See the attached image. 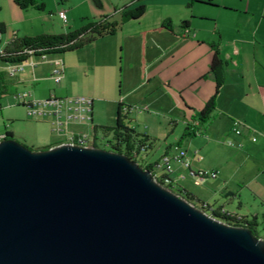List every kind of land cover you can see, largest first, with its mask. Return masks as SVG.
<instances>
[{
	"label": "water",
	"instance_id": "95a60500",
	"mask_svg": "<svg viewBox=\"0 0 264 264\" xmlns=\"http://www.w3.org/2000/svg\"><path fill=\"white\" fill-rule=\"evenodd\" d=\"M0 264H264V240L99 147L0 141Z\"/></svg>",
	"mask_w": 264,
	"mask_h": 264
},
{
	"label": "crops",
	"instance_id": "0c3cea01",
	"mask_svg": "<svg viewBox=\"0 0 264 264\" xmlns=\"http://www.w3.org/2000/svg\"><path fill=\"white\" fill-rule=\"evenodd\" d=\"M44 2L47 5V2ZM14 4L13 0H0V23L4 25L5 34L7 25H11V29L13 30L10 40L4 42L2 36L5 34L1 36V48H5L15 37H35L42 34H56L49 29V26H47L44 21L45 19H43L45 10L37 11L33 8L20 10V8ZM139 5L146 6L142 17L123 23L115 35L100 38L93 43L95 44L104 39L111 41L114 37L120 35L122 39V49H129L130 52L134 50L136 53L138 49V59L130 60L127 59V56H123L122 58L123 61H126L128 64L127 69L129 73L131 74V71H134L135 74L137 73L138 77V81L134 83L129 75L130 77L126 84L128 87L126 95L130 97L131 95L139 94L142 97L140 100L141 103H146L143 110L146 112L150 110L151 112L153 109V116H157L161 120H164L167 126L172 125L177 127L178 124L174 121L177 116V118L181 119L183 122L184 129L188 124H195V122H193V117L203 109L205 103L215 92L216 83L210 70L213 57L217 53L218 58L224 63V84L220 89V94L216 101V109L212 115L213 119L206 126L203 134L198 137H205L207 131L216 124L220 122L226 123L227 129L223 130V133L217 135L219 136L220 142L214 145V143L207 140V144L205 145L208 146L210 144L212 150H220V154L222 155L217 162L208 164L207 167H204L200 164V161L204 159L201 155L203 152L202 148H198L196 154H190V150L188 149V144L195 140L196 137L186 139L184 143L181 144L180 148L187 152L189 166L186 165L187 163L180 164V162H175L178 163V166L175 167L172 162V172L169 173V176L179 187L186 188V190L193 193L197 198L208 203L209 206L223 207L224 211L235 214L238 217H247L248 219L256 218L258 232L260 236L261 234L264 235V160L259 163L254 176L248 178L246 180L247 182L242 179V186H239L240 189L227 191L228 189L225 181L227 175L226 168L238 157L239 153L243 152V150L247 149L248 152L246 153L249 157L259 154L264 156V142H260L255 146V144L252 143L257 144V142L252 141L254 137L251 138V134L254 131L264 132V80L262 81L255 74L257 67H260L258 59L254 57L252 63L249 61L248 57H243V47L237 41L225 39L216 27H214L210 33L207 32L204 36L200 35L201 31L198 30V26L194 25L195 23L192 21V19L199 17L195 10L197 7H215V9H219L220 7L216 6L214 0H131L129 4H123V6L119 8H117L119 6L117 5V7L114 8L113 14L108 17L112 21H120V10L122 8H135ZM168 6H184L186 10H191L189 11V15H191L192 18L188 19L187 16L185 20L182 19L184 22L189 21L186 29L181 27L180 24L182 21L177 26L174 25V22L171 20L172 18L169 17V14L166 12ZM4 8L8 9L11 13L9 19L6 21L2 18ZM61 10L65 9H58V12ZM72 10L73 7L66 12L68 20V15ZM224 11L231 12L228 7H225ZM200 18L202 19L205 17ZM168 19L172 23V32L161 29L162 24ZM68 24L69 21H67L65 25ZM69 27L70 26H68L66 32L62 33L65 34L71 31ZM185 31L188 32L187 35H185ZM211 45H213L214 48ZM124 51L125 50H123V52ZM49 57L46 56V59ZM54 58H58V56L49 58V61L45 63V68H43L44 63L33 61L32 58H30L25 63L30 67V75L25 76L20 72L14 76L17 77L16 82L18 85L27 89L28 92L26 93H29L32 99H44L51 94H56L53 89H49L48 87L44 93V89L39 87L42 82H45L46 85V80H52L50 65ZM62 60L64 63L65 78L67 68L65 59L62 58ZM32 63L35 64L34 68L31 67ZM13 65L15 64L5 63L3 66L0 65V75L2 76L0 79V94L2 93L1 88H6V85H3L2 79L6 75L10 76L8 74V69ZM4 93L8 94L9 92L5 90ZM94 93H96V91H94ZM18 96L19 95L14 96L16 101ZM92 100L94 111L95 101L94 99ZM0 104L1 115L3 114V109L6 107L19 105L18 102H14L13 104L9 103L7 106H3L1 98ZM123 104L135 105L133 103ZM157 104L160 106H157ZM131 112L129 113V118H131ZM234 121L241 124L242 131L240 135H236L231 131ZM50 125L49 134L41 137L25 138L23 139V144L28 147L30 146L35 151L48 150L57 146L59 144L57 137L60 134H55ZM152 129L155 130V127ZM142 134H147L155 138L151 133ZM179 140L180 139L172 143H165L162 147L160 157L157 160L164 155L170 154ZM229 142H232L233 145L229 146ZM149 158L148 155L143 159L144 165L153 163ZM188 171H194L195 173H216L217 175L215 178L205 176L203 180L209 178L221 180L224 185L221 187L223 192H221L220 195L227 200L228 203H226V201L219 205L216 203L211 204L207 199L189 190L188 187L182 184V181L186 178L185 174H187ZM158 172L161 173L162 170L159 169L157 170V174ZM244 192L248 193L251 202L255 205L253 208L250 207L249 213L243 211L242 207L244 205L242 202L239 203L234 210H227L225 208V206L233 205L234 200L240 202Z\"/></svg>",
	"mask_w": 264,
	"mask_h": 264
},
{
	"label": "rangeland",
	"instance_id": "374dc122",
	"mask_svg": "<svg viewBox=\"0 0 264 264\" xmlns=\"http://www.w3.org/2000/svg\"><path fill=\"white\" fill-rule=\"evenodd\" d=\"M47 2L45 6L44 18L45 23L49 26V29L53 33L60 34L66 32L69 28L75 30L81 26L86 25L89 22L99 21L102 16H111L114 8L123 6V4H129L131 0H100L103 7L98 9L93 0H43ZM216 6L220 7H197L195 12L198 14V18L192 19L198 26V30L201 31L200 35L204 36L207 32L216 27L220 34L229 41H237L243 47V57H248L249 61L253 63L254 57L258 59L260 67H257L255 74L262 81L264 80V0H214ZM12 2V1H11ZM73 7L69 16V24L64 25L63 20L59 19L58 9L64 8L65 13L67 10ZM225 7H228L231 12L224 11ZM189 11L184 6H168L166 12L171 17L174 25L180 24L182 19L188 16L191 19ZM10 12L4 8L2 18L9 19ZM67 15V13H66ZM205 17V18H200ZM178 29V28H177ZM13 30L11 25H7L6 34L2 36V40L8 41L11 39ZM123 50H125L123 52ZM139 50L122 49V39L120 35L114 37L111 41L102 40L91 45H87L81 50L71 51L64 54L56 55L61 57L59 59H65L66 62V75L59 84H55L52 80H46L39 85L40 88L53 89L56 96H86L94 99L95 108L92 113L93 123L98 126L112 127L116 123V112L118 107V101L122 103H133L130 105L133 107L129 118L130 125L136 128L137 133H151L156 138V143L149 153V160L156 161L161 154L162 147L165 143H172L182 137L184 125L181 119L177 116L174 121L178 126H167L164 120H161L157 116H153V109L146 112L143 110L144 105L141 103V96L139 94L126 95L128 91L127 82L130 79L136 83L138 81L137 73L134 71L129 73L127 69L128 64L123 61V56H127V59H138ZM50 56L49 58L56 57ZM49 58L42 60L41 58H33V61H40L44 63L45 68L46 61ZM123 62V63H122ZM3 61L0 60V65L3 66ZM22 75H30V67L25 63L23 64ZM40 71V70H39ZM252 72V71H251ZM250 72V74H251ZM130 75V76H129ZM17 77L4 76L2 79L3 85L6 88H1L0 98L3 106H7L9 103L13 104L16 101L15 95L28 92L27 89L19 86L16 82ZM133 83V84H134ZM8 91L5 94L4 91ZM96 91V93H94ZM138 103V104H137ZM157 106H160L157 104ZM160 108V107H159ZM149 113V114H148ZM7 124V125H6ZM50 121L47 119L37 121L31 116H28L26 108L21 105H13L12 107H6L3 109V114H0V134H5L7 131H11L13 136L12 140L17 143L23 144V139L28 137H41L49 134ZM155 127V130L152 128ZM227 129L226 123L220 122L214 125L207 131L205 137H197L195 140L188 144L190 154L197 153L198 148H202V159L200 164L207 167L208 164L217 162L221 155L220 150H212L211 145L205 146L207 140L214 143V145L220 142L219 135L223 133V130ZM167 131V132H166ZM56 134V133H55ZM251 138H255L258 145L260 142H264V132L254 131ZM58 136V135H57ZM56 136V137H57ZM209 138V139H208ZM57 141L61 144L65 140L64 137L59 135ZM211 139V140H210ZM112 140V136L98 133L97 146L104 149L107 144ZM250 144V145H252ZM25 146V145H24ZM190 146V147H189ZM28 147V146H26ZM31 151H35L30 146ZM213 151V152H211ZM247 149L238 154V157L233 160L226 168V187L227 191H235L242 186V179L246 180L256 174L257 167L261 161L264 160L262 154L253 155L249 157ZM145 156V155H144ZM143 156V157H144ZM201 158V156H200ZM162 164L160 159V165ZM175 167L178 163L173 162ZM189 164V163H187ZM189 166V165H188ZM186 167V166H185ZM206 169V168H205ZM157 173V170L155 171ZM159 173V172H158ZM185 180L182 181L183 185L194 191V193L204 199H207L211 204H223L225 200L220 193L223 192L222 186L224 185L221 180L213 179H199L191 175L188 171L185 174ZM242 200L233 201V205L225 206L227 210L236 209L237 205L242 202L244 205L243 211L249 213L250 207L255 205L251 202L248 193L244 192ZM228 203V201L226 202ZM230 207V208H228ZM260 238L264 240V235L261 234Z\"/></svg>",
	"mask_w": 264,
	"mask_h": 264
},
{
	"label": "trees",
	"instance_id": "16d2710c",
	"mask_svg": "<svg viewBox=\"0 0 264 264\" xmlns=\"http://www.w3.org/2000/svg\"><path fill=\"white\" fill-rule=\"evenodd\" d=\"M14 5H16L20 10H26L28 8H33L37 11L45 10V2L43 0H13ZM98 9L103 7L100 0H93ZM145 5H139L135 8H122L120 10L121 19L120 21H112L108 16L102 17L99 21H92L82 26L81 28L71 30L67 33L60 34H42L38 36H28V37H15L9 42L5 48H3V55L0 56V60L7 64H23L26 63L30 58H41L43 56H55L64 54L71 51L81 50L87 45L97 41L100 38L106 36L115 35L121 25L133 19L142 17L145 12ZM171 21L166 20L162 24L161 29L169 30L172 32ZM189 21H182L181 27L186 29L188 27ZM5 34L4 25L0 23V48H1V36ZM213 47V45H211ZM214 48V47H213ZM223 61L214 55L211 62V70L214 80H215V92L213 96L205 103L203 109L195 114L193 117L194 125L188 124L183 131L182 137L177 142L175 146L180 147L186 139L201 136L206 126L212 121V115L216 109V101L218 100L220 89L224 84V65ZM1 76V75H0ZM2 76L0 77V79ZM127 108L128 111L125 112L124 109ZM133 109L130 105H125L122 101L118 102V108L116 112V123L112 127L106 126H94L95 141L93 143L94 147H98L96 141L98 140V133L107 136L111 135L112 140L108 142L107 149L108 152L118 153L125 156L128 160L134 162L139 168L149 171L152 176H156L155 179L158 183L164 185L165 189L170 190L174 194L178 195L180 198L184 199L188 203L194 205V207L209 216L223 222L226 225L235 226L238 228H245L250 230L255 238H260L258 232L257 219H248L247 217H238L235 214H230L222 212L223 207H212L208 203L197 198L193 193L186 190V188L179 187L169 176V174L155 173L159 170L160 159L143 164V159L149 155L152 151L156 138L151 137L147 134L137 133L136 129L130 125L129 113ZM5 139H12L13 134L11 132L5 133ZM61 142L58 144L60 145ZM26 147V146H25ZM28 148V147H27ZM145 155V156H144ZM144 156V157H143ZM191 175L196 178L205 177L203 174L200 175L199 172L195 173L191 171ZM169 183H165V181Z\"/></svg>",
	"mask_w": 264,
	"mask_h": 264
},
{
	"label": "built area",
	"instance_id": "2783aa9c",
	"mask_svg": "<svg viewBox=\"0 0 264 264\" xmlns=\"http://www.w3.org/2000/svg\"><path fill=\"white\" fill-rule=\"evenodd\" d=\"M58 16L62 22L67 24L68 17L64 10L58 12ZM188 32L185 31V35ZM3 48H0V56L3 55ZM43 60L46 56L41 57ZM24 64V63H23ZM23 64H15L8 69V74L14 77L17 73L23 71ZM51 78L55 84H59L64 78V63L62 59L54 58L51 61ZM31 67H35V64H31ZM1 69V68H0ZM18 104L26 108L28 116H31L36 120L47 119L51 123V129L54 133L60 134L65 138L62 144L75 145L76 147H94L93 143L96 140L94 135V126L92 111L93 100L86 96H56L51 94L44 99H32L29 93H22L17 98ZM1 109V104H0ZM128 111L127 108L124 109ZM7 125V124H6ZM234 134H241V124L234 121L232 123V130ZM8 132V131H7ZM5 134H0V141L5 139ZM255 141V138L252 139ZM61 144V145H62ZM229 146L233 143L229 142ZM187 152L180 147L174 146L172 152L168 155H164L161 158L162 164L159 165V169L163 173L169 174L172 172V162L189 163L187 161ZM200 175L209 176L215 178L216 173L199 172ZM155 179V175L153 176ZM203 179V177H199ZM165 183H169L167 180ZM224 214L226 211H222Z\"/></svg>",
	"mask_w": 264,
	"mask_h": 264
},
{
	"label": "bare ground",
	"instance_id": "6f19581e",
	"mask_svg": "<svg viewBox=\"0 0 264 264\" xmlns=\"http://www.w3.org/2000/svg\"><path fill=\"white\" fill-rule=\"evenodd\" d=\"M187 166L189 165V164H186ZM260 239H262V238H260Z\"/></svg>",
	"mask_w": 264,
	"mask_h": 264
}]
</instances>
